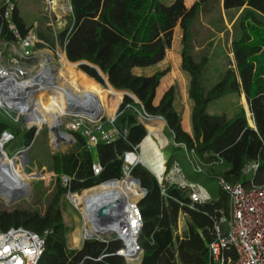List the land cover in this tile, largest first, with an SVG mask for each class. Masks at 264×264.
Returning <instances> with one entry per match:
<instances>
[{"label": "trees", "instance_id": "trees-1", "mask_svg": "<svg viewBox=\"0 0 264 264\" xmlns=\"http://www.w3.org/2000/svg\"><path fill=\"white\" fill-rule=\"evenodd\" d=\"M69 4V28L59 34L60 41L56 39L52 48L64 44L62 54L70 66L84 63L78 68L97 82V89H87L97 93L96 104L102 114L103 108L106 111V97L116 98L117 114L107 127L112 126L117 134L111 141H99L90 147L85 137L76 133L72 151L49 158L48 172L56 177L52 195H46L39 182L35 185L33 209L0 208V232L18 227L38 235L47 232L37 264H127L116 255L121 248L118 240L94 238L85 240L79 250L70 249L60 200L68 193L94 196L102 184L122 181V156L139 146L147 134L138 121L139 112L161 117L165 122L166 134L174 146L165 161L166 173L179 169L187 183L202 187L211 196L209 202L193 203L188 189L166 181L159 184L141 165L132 168L127 182L142 214L139 264H217L208 250L216 239L213 226L230 215L229 196L219 189L218 181L223 179L247 189L264 184V0H221L220 4L217 0H200L190 8L184 0H69ZM215 5L231 23L230 31L222 32L230 37L233 62L218 71L215 81L207 86L211 61L204 52L195 53L194 37L200 18ZM9 6L12 8L5 18ZM176 27L181 33V70L189 76L192 136L182 130L181 115L174 108L175 87H170L154 105L160 80L169 70L149 76L137 74L163 61ZM31 30L20 14L17 0H0V44L16 43L15 34L23 38ZM39 38L43 39L41 35ZM99 74L107 78L110 88L101 89L99 84H105ZM120 92L128 95L121 99ZM231 95L244 96L253 127L242 107L230 116L208 113V106ZM4 130L17 134L23 145L29 144L31 133L22 132L0 110V133ZM153 135L161 145L165 143L160 130ZM93 164L101 168L97 175L92 171ZM251 164L256 169L245 174L243 171ZM61 176L68 179L65 186ZM0 178L11 183L20 181L9 176ZM121 185V199L133 204V191L125 183ZM23 190L29 193L30 185ZM83 190L87 191L78 193ZM73 201L77 203V199ZM180 217L184 221L181 237L176 235ZM222 257L225 264L233 263L234 250L224 249Z\"/></svg>", "mask_w": 264, "mask_h": 264}, {"label": "rangeland", "instance_id": "rangeland-1", "mask_svg": "<svg viewBox=\"0 0 264 264\" xmlns=\"http://www.w3.org/2000/svg\"><path fill=\"white\" fill-rule=\"evenodd\" d=\"M54 0H17V6L19 8L20 14L23 16L26 24L28 27L34 28L36 32V37L48 38L49 41L45 42L43 39L41 43L37 44L33 48L34 58L27 62V67L30 69L28 75L23 80H20L21 83L27 82L34 78L41 72L44 61L48 58H52L51 62L56 67L55 76L63 77L69 83L70 87L67 88L66 91V100L68 103L69 99H73L77 102L78 105L82 106L83 110H80V114L85 117L83 120V127L80 128L76 133L82 134L86 130H93L98 125H101L104 129H108L107 124L114 119L117 114L118 109V102L115 97L107 96L105 99L106 111L103 108V114L99 110L96 104L97 99L96 94L84 89V84L82 83L81 78L79 75L84 74L76 65L71 64V66L66 62L64 55L62 54L63 47L55 45L52 48L53 43L58 40L59 34L68 30L69 26L67 24V18L70 15L69 10L64 13L61 19L57 20L56 14L52 11V2ZM65 6H69V0H64ZM200 0H184L186 7H191L195 2ZM219 4L221 3V0ZM236 14L233 16L235 20ZM63 22V27L61 24ZM52 25L56 28H62L63 30L60 31L57 35H53L52 31H49L48 25ZM52 27V28H53ZM197 35L194 37V46H195V53L204 52L208 58L210 59V68L209 72L207 73V79L209 83L207 86H210L216 79L218 71H224L229 62H233L232 55L230 53V37L229 35H225L222 31L226 29L230 31L231 23L228 21V17L224 16V13L220 7L214 6V9L207 14V16H202L197 24ZM51 30V28H50ZM176 32L175 34V43L178 42L179 38H181V33L178 27L174 29ZM179 34V36H178ZM55 37V38H54ZM52 40V41H51ZM173 40V39H172ZM51 41V42H50ZM60 41V40H58ZM211 44V46H209ZM0 65L7 68L12 60V57L5 52L0 53ZM44 60V61H43ZM176 62V61H175ZM176 65H173L175 68ZM169 71L171 66L167 68ZM166 70V69H165ZM168 71V73H169ZM182 74V73H181ZM61 75V76H60ZM87 78H89L86 74H84ZM176 79L170 80L171 87H175V109L179 112L181 117H184L186 113L191 111V102L188 99V82L189 78L182 74L176 75ZM172 75H169V78ZM91 79V78H90ZM93 80V79H92ZM96 82L95 80H93ZM169 82V83H170ZM97 83V82H96ZM99 84V83H98ZM102 90H105L106 87L99 84ZM100 89V90H101ZM0 105L3 108H0L2 112H4L7 116L13 119L14 123H16L22 132L31 133V139L27 146L21 143L20 137L15 134L14 132L9 131L14 135V140L4 145V150L1 148V152L3 154V159L0 160V166L4 164L7 160V156L9 158H13L16 154L19 156L15 158L11 165L7 166L8 170L10 169L12 173L21 181H14L12 180V184L16 187L23 190V188L28 187L30 185V192L20 197V199L16 200L13 204H7V199L4 196H0V208L4 210H12L14 208H26V209H33L34 202H35V185L39 182H42L43 190L46 191V195H52L56 184V177L54 174L48 172L49 167V158L54 154H65L74 148L75 143L68 147L63 145L60 149H56L54 146H57V141L55 137L52 135L50 130V122L51 119L47 115H43L40 120V125L35 126L33 123H30L26 119V111L25 107L18 109V110H11L7 106L8 104L1 103ZM243 98L236 97V96H228L216 102L210 106V110L213 113H222L227 116L232 115L236 112L239 107L243 108ZM49 109L53 112L56 111V107L53 105ZM29 113V111H28ZM246 114V112H245ZM20 117H19V116ZM247 117V116H246ZM105 118V119H104ZM72 117H65L61 119V125L59 127V132L64 131L65 124L70 121ZM97 119L100 120V123L97 122ZM104 119V120H103ZM34 121V120H33ZM157 123H161V136L165 139V145L160 150V162L161 158L163 160H167L170 156L174 146L171 142L170 136L166 134V127L164 122L157 121ZM35 124V123H34ZM31 127V128H28ZM149 131V127L146 128ZM70 134L74 140L76 141L75 134ZM150 144H145L141 146L142 154L145 157L149 156L150 154H156V149L162 147L157 140V138H152L149 140ZM151 145V148L149 147ZM155 148H153V147ZM26 150V154L25 151ZM146 151H148L146 153ZM159 154V152H157ZM155 156V155H154ZM159 155H156L155 158L158 160ZM142 166V165H141ZM147 171L151 173L146 167L142 166ZM2 172H0L1 174ZM38 174L40 177L38 179L32 178L31 176ZM152 174V173H151ZM122 178L126 177V175L122 174ZM130 176V174H128ZM8 175L3 173L0 177H7ZM121 178V179H122ZM2 180V178H0ZM28 182V183H26ZM126 185H129L126 181H121ZM97 187V186H96ZM122 188V185H121ZM120 188V193H121ZM87 190L80 191L78 193H83ZM95 193V197L90 196L88 194H82L81 196H76L74 193L65 194L62 196L60 200L61 206V213L63 217V221L65 226L69 229L68 238L69 240H73L74 242L81 241L83 242L84 236L86 237V232L88 229L93 228V221L90 216V207L93 206H103L107 203H117V200L125 203L123 199L120 197L111 202L110 200L113 199L111 190H105L104 187L101 189H97ZM50 195V196H51ZM73 198L77 199V203L73 201ZM110 201V202H108ZM135 202V200H134ZM119 204V203H118ZM124 205L125 204H119ZM87 209H89L87 211ZM87 212V213H86ZM82 214H85V218ZM182 219L180 220V222ZM111 237L106 238H99L95 235L92 236V239H98L101 241L105 240H115L113 238L117 237L116 234H110ZM90 240V239H89Z\"/></svg>", "mask_w": 264, "mask_h": 264}, {"label": "built area", "instance_id": "built-area-1", "mask_svg": "<svg viewBox=\"0 0 264 264\" xmlns=\"http://www.w3.org/2000/svg\"><path fill=\"white\" fill-rule=\"evenodd\" d=\"M11 8L9 6L7 9L5 18L8 17ZM68 10L70 9L68 8ZM15 35L19 48L18 54L10 61L7 68L0 65V86L5 85L7 78L10 76L17 82L27 77L30 71L26 66L27 62L34 58V46L41 43L33 30L29 31L23 38H20L17 34ZM20 103L22 104V102ZM0 108L3 107L0 105ZM137 115L139 123L145 129L148 127L153 128L154 123H157V121L164 122L161 117H151L139 112H137ZM112 122L113 120L109 124L111 125ZM83 123L82 119L72 118L65 124L64 131L60 133H64L74 144L75 140L70 134L76 133L82 128ZM146 132L147 134L141 144L122 156V174L128 176L132 168L142 165L151 171L159 184L166 181L170 185L188 189L190 191L189 198L193 203L209 202L211 200L210 194L200 186L187 183L179 169L172 168L166 173L165 160L162 158L161 162L144 159L141 146L147 138L149 140L155 138L149 131L146 130ZM116 134L117 131L112 126L104 129L101 125H98L93 130L82 132L81 135L87 140L88 146L94 147L99 141H111ZM0 139H5L6 143H9L14 140V135L8 130H4L0 133ZM164 145L165 143L161 145L159 152ZM255 169L256 165L251 164L243 172L249 174ZM92 171L94 175H97L100 173L101 168L98 164H93ZM60 180L62 185L65 186L68 179L61 176ZM217 184L219 189L229 196L230 215L227 220L222 218L214 223L213 228L216 239L208 246L209 255L217 264H225L222 251L231 247L235 253V261L231 264H264V184L262 186H252L248 189L240 185H230L223 179H220ZM134 214L136 219L134 220L135 237L133 242L128 244L120 236H113L115 240L121 243V248L117 250L116 255L122 257L127 264H139L142 254L138 244L142 214L137 209H134ZM126 230L127 228L124 227L122 233L124 234ZM46 235L47 232L38 235L21 227L0 232V264H37L44 251ZM89 239H92V236H84L83 242ZM129 251H132V253H129Z\"/></svg>", "mask_w": 264, "mask_h": 264}, {"label": "bare ground", "instance_id": "bare-ground-1", "mask_svg": "<svg viewBox=\"0 0 264 264\" xmlns=\"http://www.w3.org/2000/svg\"><path fill=\"white\" fill-rule=\"evenodd\" d=\"M51 59L48 58L45 61L43 60L44 66L41 72L36 76L38 80L35 79L36 78L35 77L34 80L31 79L27 82L21 83L14 80L12 76L7 78L8 80L5 83V85L3 84L2 86H0V101L1 103L8 104L7 107L11 110H18L23 107L32 110L33 120L34 122H36L35 124L33 123V125L35 126L39 125L43 115H47L51 119L50 122L51 133L55 137L58 144L60 141H62L63 143L69 141V138L64 133H60L58 130L61 125V119H64L65 117H77L84 120L85 117L82 116L83 114H80V110L83 109L82 106L78 105L76 101H74L73 99H69L67 103L66 91L67 88L70 87V85L67 82V80H65V78L57 77L58 74L57 76H55L57 70H55L56 67L51 62ZM20 102H22V104ZM69 102H72L73 106L70 107ZM53 105L56 107L55 112L49 109V107L51 108ZM26 119L28 122L31 123V119L29 118V114L27 111H26ZM95 122H96L95 124H97V122L100 123V120L97 119V121ZM161 128H162L161 123H154L153 128L149 127V132L151 134H154ZM64 136L67 137V139H65ZM5 143H6L5 139H0V160H2L4 157L1 152V148L2 150H4ZM63 143L59 144L60 147L63 146L62 145ZM154 155L155 156L159 155L158 160L153 157L151 158L156 162H159L160 153L159 154L156 153ZM16 156L17 154L13 158H9L7 156L6 162L0 166V172H6V174L11 179L20 180L15 175H13L7 168V166L16 158ZM127 177L128 176L124 177L122 181L127 182ZM0 183L6 185L8 189L21 190L22 193L16 200L28 194L24 190L13 185L10 181L2 179L0 180ZM116 183H120V187L116 193L111 194V196L113 197V199L110 200L111 202L119 198L121 182L113 181V182H108L106 184L104 183L100 186L101 189H103L104 187V191H105L106 188ZM128 186L134 193L133 188L130 185ZM0 196L5 197L4 193L0 194ZM94 197L95 195L92 198ZM134 198L136 200L135 193H134ZM123 204H125V206L119 205L118 203L105 204L112 206L111 215L115 217L116 223H113L112 225L105 227L104 230L99 229L96 226L97 224H96L95 215H96V211L100 208V206L90 207V216L94 225L93 228L87 230L86 237L93 235L100 237L99 235L101 233H105L106 236H109L110 234H116L117 236H120V238H123L125 241H127L128 244L132 243L135 237L134 220L136 219V217L134 214V209H137L139 211L140 209L137 205V202H133V204L129 202H125ZM88 210L89 209H87V211ZM82 215L85 218V214ZM124 227H126L127 230L123 234L122 231ZM129 253H132V251H129Z\"/></svg>", "mask_w": 264, "mask_h": 264}, {"label": "crops", "instance_id": "crops-1", "mask_svg": "<svg viewBox=\"0 0 264 264\" xmlns=\"http://www.w3.org/2000/svg\"><path fill=\"white\" fill-rule=\"evenodd\" d=\"M52 5H53L52 6V11L56 14L57 20L61 19L62 15L64 13H66L68 8H69V6L68 7L64 6V5H66L64 0H54L52 2ZM187 8H190V7H187ZM52 27L53 26H48L47 28H49V31H52L54 33L53 35H57L58 33H60V31L63 30L62 28H56V27L52 28ZM61 27H63V22L61 23ZM50 28H51V30H50ZM32 30L34 32H36L34 30V28H32ZM175 34H176V32L174 31L173 32V40H172L171 46L166 51V54H165V57H164L163 61H161L159 64H157L156 66H154L152 68H149V69H146V70H142V71H139V70L137 71V74H144L145 73L146 75L149 76V75H152L155 72L163 71V70H165V69H167V68H169L171 66V69H170L169 73H167L160 80L159 86H158V88L156 90V93H155L154 105H157L159 103V101L162 98L163 94L171 87L172 84H171L170 80H172L174 78L176 79V77H177L176 75L184 74L187 77V79L189 78V76L181 70L180 38H179L178 42L175 43ZM35 35H36V33H35ZM178 36H179V34H178ZM37 39L39 41H42V39H40L39 37H37ZM18 49H19L18 48V42L12 43V44H0V53L1 52L3 53V52L6 51L9 54V56L12 57V59L17 56ZM63 49H64V47H63ZM0 62H1V59H0ZM173 65L174 66L176 65V67L173 68ZM170 74L172 75V77L169 78ZM79 77L81 78L82 83L84 84V89L85 90L90 91L87 88H93V87L97 89V83L94 82L92 79L87 78L84 74L79 75ZM90 92H92V91H90ZM93 94H95V93H93ZM96 96H97V93H96ZM240 97L243 98V103H244L243 110H244V112L247 113V116H248V119H249V124L253 127L252 120L250 119V114H248V110H247L248 106H247V103L245 101V98H244L243 95H241ZM173 105H174V108H175V100H174V104ZM210 106H208V113L209 114H212V115H214V114H218V115L222 114V113H213V112H211ZM190 107H192V104H191ZM28 111H29L28 114H29V118L31 119V123H34L33 116H32V110L27 109V112ZM190 116H191V111L186 113L184 117H181V120H182L181 121V127H182V130L185 133H187L189 136H192V130H191V125H190ZM160 131H161V129H160ZM64 138L67 139V137H65V136H64ZM145 144H148V145L150 144L149 138H147L145 140ZM149 147L151 148V145ZM147 152L148 151H146V153ZM155 152L157 153L159 151H157V149H156ZM154 154L153 153L152 154L149 153V156H148L149 158L145 157L144 159L151 160L152 159L151 157L155 158V156H153ZM159 162H160V159H159ZM26 183H28V182H26ZM119 187H120V183H116V184H113L110 187L106 188V190H109V191L111 190L113 193H116L118 191ZM104 193H105V191H104ZM113 193H111V194H113ZM135 202H136V200H135ZM181 219H182V221L180 222ZM183 231H184V221H183V218L180 217L179 220H178V223H177L176 235L181 237ZM82 243L83 242H81V241H79V242L75 241L74 242V239L73 240H69L68 235H67V244H68L70 249L79 250L81 248V246H82Z\"/></svg>", "mask_w": 264, "mask_h": 264}, {"label": "water", "instance_id": "water-1", "mask_svg": "<svg viewBox=\"0 0 264 264\" xmlns=\"http://www.w3.org/2000/svg\"><path fill=\"white\" fill-rule=\"evenodd\" d=\"M69 12L71 13V7H70V4H69ZM64 57H65V54H64ZM65 60H66V58H65ZM66 62L68 63V64H70L67 60H66ZM77 67L78 66H81V65H84V63H78V64H75ZM100 75V74H99ZM101 76V78H102V80H103V82H104V84H105V87L106 88H110V86L108 85V83H107V78L106 77H103L102 75H100ZM35 79H37L38 80V78L36 77ZM121 93V99H122V97L124 96V95H128L127 93H125V92H120ZM120 99V100H121ZM69 106L71 107V106H73V103L72 102H69ZM248 110V114H250L249 113V109H247ZM72 118H77V117H72ZM80 119V118H79ZM61 143H63L62 141H60L58 144H57V146L55 145L54 147L56 148V149H60V145L59 144H61ZM62 145H66V146H68V147H71L72 145H73V143L69 140V141H67V142H65V143H63ZM25 152V154H26V150L24 151ZM32 178H35V179H38L40 176L38 175V174H36V175H33V176H31ZM132 178V177H131ZM132 180L133 181H135V182H137V184L138 185H140L139 184V182H138V180H136V179H134V178H132ZM142 189V191L144 192V194L146 195V190L145 189H143V188H141ZM10 191H11V193H10ZM2 193H4V195H5V197L7 198V204H9V205H11V204H13V202L21 195V190H19V189H8L7 188V186L6 185H4V184H2V183H0V194H2ZM111 211H112V206H109V205H104V206H101L97 211H96V215H95V217H96V226L99 228V229H102V230H104V228L105 227H107V226H109V225H112L113 223H116V221H115V217L114 216H112L111 215ZM101 238H106L107 236L105 235V233H101L100 235H99ZM99 237V238H100Z\"/></svg>", "mask_w": 264, "mask_h": 264}]
</instances>
